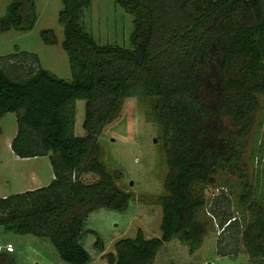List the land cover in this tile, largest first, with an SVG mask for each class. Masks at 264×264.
Listing matches in <instances>:
<instances>
[{
  "label": "trees",
  "instance_id": "1",
  "mask_svg": "<svg viewBox=\"0 0 264 264\" xmlns=\"http://www.w3.org/2000/svg\"><path fill=\"white\" fill-rule=\"evenodd\" d=\"M93 1L62 0V46L73 81L45 69L27 72L25 80L0 65V119L17 114L13 151L22 159L50 156L55 174L47 187L0 198V229L49 239L66 263L90 264L81 242L88 217L124 211L132 200L117 184L122 174L102 163L99 137L126 98L155 97L168 166L159 197L162 236L119 239L113 264H154L175 240L196 252L208 233L198 212L218 171L240 179L241 200L253 213L243 241L249 255L263 257L264 205L254 204L253 177L243 163L263 109L264 0H116L135 17L130 48L102 46L87 32L82 17ZM38 20L36 0H11L5 28L27 33ZM50 34L42 32L47 44ZM78 101L85 102L84 136L75 133ZM90 174L97 181H85ZM221 216L224 229L239 227L228 211ZM96 247L102 249L100 238ZM9 256L0 264H10Z\"/></svg>",
  "mask_w": 264,
  "mask_h": 264
},
{
  "label": "rangeland",
  "instance_id": "2",
  "mask_svg": "<svg viewBox=\"0 0 264 264\" xmlns=\"http://www.w3.org/2000/svg\"><path fill=\"white\" fill-rule=\"evenodd\" d=\"M10 3L11 0H0V65L13 76L21 70L31 74L45 69L58 78L73 81L70 56L62 46L65 40V29L59 21L62 0H36L39 20L35 28L27 33L6 30L5 17ZM134 20L135 17L116 0H94L83 14L82 24L98 44L130 48ZM44 31H52L49 35L52 44L44 41ZM17 53L19 55L13 58L12 55ZM261 101L263 109L257 115L243 163L247 175L253 177V201L258 205H264V139L261 142L264 135V95ZM156 103L155 97L126 98L117 116L99 137L102 163L109 173L122 174L117 184L123 191L132 194V200L124 211L100 209L88 217L81 242L91 254L90 264H113L110 255L115 253V243L121 238H135L139 232L147 239L162 236L159 197L165 194L164 180L168 166L164 136L155 116ZM84 119L85 102L78 101L77 136L85 135ZM0 129V194L12 196L26 190L28 182L23 173L29 169H37L46 178L51 177L54 172L50 156L24 163L16 161L11 155L8 139L17 132V114L3 116ZM257 150L262 154L260 158L256 157ZM84 179L91 183L98 177L90 174ZM206 188L207 204L198 212V220L206 224L208 233L200 248L191 253L189 245L175 240L160 250L154 264H264V256L249 255L243 241V232L251 225L253 213L241 200V182L237 175L218 171L215 185ZM216 203L220 204V208ZM227 211L237 219L239 227L234 225V228L228 226L224 229L221 226V213ZM98 238L102 249L96 247ZM8 243L16 249L9 256L10 264H68L49 239L20 236L0 229V246Z\"/></svg>",
  "mask_w": 264,
  "mask_h": 264
},
{
  "label": "crops",
  "instance_id": "3",
  "mask_svg": "<svg viewBox=\"0 0 264 264\" xmlns=\"http://www.w3.org/2000/svg\"><path fill=\"white\" fill-rule=\"evenodd\" d=\"M24 73V77L27 76V72L24 71V72H19L17 77H19L20 75H22ZM16 77V78H17ZM28 77V76H27ZM27 77L25 78V80L27 79ZM24 79V78H22ZM7 115V114H6ZM3 118V117H2ZM1 118V119H2ZM0 119V120H1ZM17 132H18V129H17ZM16 132V134H17ZM1 134H2V131H1ZM0 134V136H1ZM16 134L14 136H11L9 139H8V146H9V149L11 150V155L13 156V158L16 160V161H19V162H24V163H30L32 162L33 160L37 159V158H29V159H22L20 158L19 156H17L15 154V152L13 151L12 149V141L13 139L15 138ZM47 157V156H46ZM52 166V165H51ZM53 170V168H52ZM27 176V177H26ZM23 177L27 180L28 182V188L26 190H24L23 192H27V191H31V190H36V189H39V188H44V187H47L49 186L55 179V174L52 173L51 177L50 178H46L39 170L37 169H34V170H31L29 169L27 172L23 173ZM2 190H0V193H1ZM21 192V193H23ZM8 197L7 194H0V198H6ZM16 252V251H15ZM14 254V253H13ZM11 255V254H9Z\"/></svg>",
  "mask_w": 264,
  "mask_h": 264
},
{
  "label": "built area",
  "instance_id": "4",
  "mask_svg": "<svg viewBox=\"0 0 264 264\" xmlns=\"http://www.w3.org/2000/svg\"><path fill=\"white\" fill-rule=\"evenodd\" d=\"M15 251L16 249L11 243L6 244L5 246H0V256L3 254H13Z\"/></svg>",
  "mask_w": 264,
  "mask_h": 264
}]
</instances>
